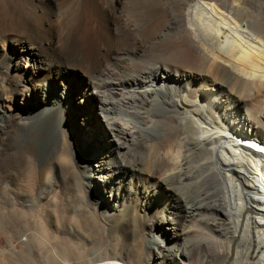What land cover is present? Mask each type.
Segmentation results:
<instances>
[{
  "label": "bare ground",
  "instance_id": "6f19581e",
  "mask_svg": "<svg viewBox=\"0 0 264 264\" xmlns=\"http://www.w3.org/2000/svg\"><path fill=\"white\" fill-rule=\"evenodd\" d=\"M248 2L0 0L31 61L0 71V264H264V7ZM60 77L67 94L44 90Z\"/></svg>",
  "mask_w": 264,
  "mask_h": 264
},
{
  "label": "snow or ice",
  "instance_id": "6c2138e0",
  "mask_svg": "<svg viewBox=\"0 0 264 264\" xmlns=\"http://www.w3.org/2000/svg\"><path fill=\"white\" fill-rule=\"evenodd\" d=\"M15 41L22 42L24 47H27L29 45V39L28 36L25 34H21L19 30L14 31H0V71H2V66L4 64H10L15 67V70L17 74H20L22 69L24 68V54L21 53L20 55L13 56L11 49L13 47H18L19 45L15 44ZM34 51V49H33ZM29 67L31 66V61H27ZM41 67H44V65H41ZM53 70L56 68V65H52ZM47 73L43 72L41 73V76H46ZM23 83H28L26 79H23ZM32 85L29 84V87ZM43 87L45 91L54 92L57 96H59L60 92H65L67 94V91L72 88V84L63 77L60 78H52L47 79L43 82ZM87 120L85 121V127H87ZM107 162L106 157H101L98 161L99 166L103 168ZM4 187V181L3 179H0V191L3 190Z\"/></svg>",
  "mask_w": 264,
  "mask_h": 264
},
{
  "label": "rangeland",
  "instance_id": "374dc122",
  "mask_svg": "<svg viewBox=\"0 0 264 264\" xmlns=\"http://www.w3.org/2000/svg\"><path fill=\"white\" fill-rule=\"evenodd\" d=\"M248 1H249V2L246 3V4H248V6H249V4H250V1H251V4H252V3L254 4V1H258V3L255 2V4H254V5H256V7H254V5H251V6H250V9L247 7L249 10H254L255 8L258 9L259 7H257V6H260V4H262L261 6L264 7V4H263L264 1L262 2V0H260V1H259V0H248ZM259 2H260V4H259ZM169 6H171V5L169 4ZM246 6H247V5H246ZM251 7H252V8H251ZM253 8H254V9H253ZM260 8H261V7H260ZM262 20H263V22H264V17H263ZM24 61H25V64H24V65H26V62H27V61H26V58H25ZM38 103H41V102H38ZM49 116H51V119L54 121L55 124H58V121H57V120L55 121V119L53 118L55 115H52V114H51V115H49ZM78 120H79V121H78ZM81 121H82V120H81L80 118H78V119H77L76 126H78V127L81 126ZM35 125H36V124H33V125H31V126L34 127ZM31 126H30V127H31ZM75 130H76V128H75ZM52 132H53V133H52ZM30 134L33 135V131H32V130H31ZM50 134H51L52 138H50L49 141H47L48 143L44 146V147H45V151H46V153H48V152H49V151H50V150L56 145V143H57L58 133H57L55 130H52ZM82 141L85 142V143L88 142L86 138H83ZM52 146H53V147H52ZM218 151H220V152L216 153V156H219L220 158H223L224 148H221V149H219ZM100 183H101V182H100ZM99 186H100V189L102 188V191L104 192L105 186L102 185V187H101V185L97 184L96 187H98V188H97L98 191H99ZM132 188L134 189L135 186L132 185ZM233 191H234V192H233L232 197H233L234 205H235V209H236V207H237V205H238V204H237V199H236V198H237V195H238L237 185L234 186ZM103 192L101 193V191H100V192H99L100 195H105V194H106V193H103ZM258 201H259V199H258L256 202H258ZM145 204H146V202L143 201V202H142V206L145 205ZM140 206H141V205H140ZM165 214H166V215L174 216V214H170L169 212H165ZM168 226H170V228H171L172 224H171V223H170V224L168 223ZM3 241H5V239H4V234H3V233H0V242H3ZM106 248H108V247L106 246ZM36 264H43V263L39 261V262H37Z\"/></svg>",
  "mask_w": 264,
  "mask_h": 264
}]
</instances>
